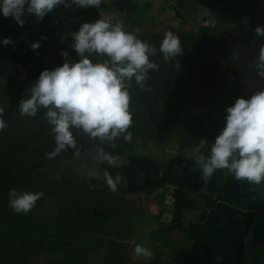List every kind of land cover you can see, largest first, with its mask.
I'll use <instances>...</instances> for the list:
<instances>
[{"label": "crops", "instance_id": "0c3cea01", "mask_svg": "<svg viewBox=\"0 0 264 264\" xmlns=\"http://www.w3.org/2000/svg\"><path fill=\"white\" fill-rule=\"evenodd\" d=\"M140 4L183 34L219 25L235 43L226 62L244 74L249 87L264 88V73L254 66L264 44L255 35L264 26V0H103L99 8L60 5L40 22L26 13L23 27L0 13V84L35 83L43 70L58 67L64 25L82 18L125 19ZM8 37L12 43L4 45ZM33 42L40 43L35 51ZM197 155H129L119 168L126 170L124 191H110L113 203L46 183L16 189L44 195L27 214L0 198V264H113L118 257L120 264H264V183L236 181L227 170L205 182ZM47 164L39 173L56 182L77 171L66 162L71 170L57 177L59 171H47L53 163ZM137 244L151 249L152 257L136 256Z\"/></svg>", "mask_w": 264, "mask_h": 264}, {"label": "clouds", "instance_id": "9594fccd", "mask_svg": "<svg viewBox=\"0 0 264 264\" xmlns=\"http://www.w3.org/2000/svg\"><path fill=\"white\" fill-rule=\"evenodd\" d=\"M103 0H0V13L5 18L13 17L23 27L25 14H31L40 22L60 5L70 8H99ZM70 45L80 57L78 62L67 59L55 69L43 70L37 81L31 85L30 96L19 102L21 116L34 117L38 110L45 109V119L51 125L55 148L47 154L49 158L69 148L76 149L77 141L73 130H79L91 139L108 142L115 147V141L123 138L130 142L133 123L130 110L132 82L142 90L150 91L147 81L150 71H158L159 65L150 57L157 54V48L134 33L125 30L123 21L113 23L108 19L83 23L77 32L71 34ZM255 35L264 38V26L255 28ZM12 43L10 37L4 45ZM40 47L39 42L31 44L32 50ZM179 36L168 31L160 43L159 53L165 62L175 60L183 54ZM62 55L67 58L68 53ZM99 59L93 61L90 57ZM255 70L264 73V44H261L254 61ZM225 126L215 137L210 153H201L208 141L200 139L195 151V163L202 178L207 182L217 170H227L236 181L249 185L264 183V88L255 91L250 98L239 97L226 108ZM4 109L0 107V132L6 129ZM99 159L114 164L113 156L103 151ZM102 177L109 189L115 192L125 178L119 173L113 176L103 171ZM254 188V187H253ZM255 189V188H254ZM42 192L8 193L9 206L16 213H29ZM134 254L151 258V249L137 244Z\"/></svg>", "mask_w": 264, "mask_h": 264}, {"label": "rangeland", "instance_id": "374dc122", "mask_svg": "<svg viewBox=\"0 0 264 264\" xmlns=\"http://www.w3.org/2000/svg\"><path fill=\"white\" fill-rule=\"evenodd\" d=\"M148 10L147 5L140 4L134 8V11L127 18L116 19L113 23L118 20L123 21L126 31L134 32L139 36L148 32L163 35L168 26L159 23L153 15L149 14ZM86 22L91 23V19H76V21L64 25L60 49L61 53L67 52L68 57L65 58L62 55L58 66H62L66 59L71 62H78L80 59L70 46L73 42L71 34L77 32L79 27ZM213 28L215 29L212 30L210 39L206 40L209 42V47L204 45V34L197 43L198 48L207 49V55L211 57V61L213 60L211 64H208L211 73L207 76V79H210V76L216 73L220 78L217 89H185L182 86L178 89H153L149 86L150 91H142L141 89H134L131 85L129 91L132 96L130 110L133 114V123L129 131L132 133V139L130 142H126L122 137L118 138L115 141L116 146L114 148L125 147L127 151L123 155L108 152L113 156L114 164L109 165L105 161L104 166L119 169L129 155L147 153L153 150L162 151L171 157H179V155H183L184 151L195 150L200 139L208 141L207 145L201 149V153L207 157L215 137L225 126L226 108L233 105L237 98H250L255 91L262 89L249 87L250 84L244 79V74L235 66L226 62V57L235 44L234 40L219 25H215ZM90 58L93 61L99 59L96 56ZM230 76L233 82L223 81V79L226 80L223 77ZM30 83L25 86H18V89L21 90L20 93L17 92L20 97L21 95L24 98L30 96V88L34 84ZM141 105L144 108H139ZM42 110L41 115L31 119L16 116L7 119L3 116L7 127L0 132V153L3 152V149H9L12 143L16 144L17 148H21L23 153H28L30 150L33 153L46 150V153H41L43 155H40V158H44L47 162L62 158L58 163H53L54 166H48V172L59 171V174L56 175L58 177L61 175L60 173L64 172V169L71 170L64 165L66 162L74 163L77 168V171L75 172L74 169V172L83 174L84 179L91 181L88 173L81 169L82 164L79 157L95 146L102 148L101 145L104 144L109 151H113V147H110L108 142L101 143L99 140L89 138L79 130H73L77 141L76 149L69 148L55 158H49L47 154L54 150L55 141L51 125L45 119L44 111L46 110ZM6 134L16 137L14 142H9L10 145L4 141ZM74 151L75 153L72 155L71 153ZM33 155L30 154L29 156L27 154L25 156L32 158ZM65 156L66 159H64ZM32 161L37 163L35 160ZM15 169L24 171V166L23 164L8 165L6 159L0 157V178L3 176L5 178L11 177ZM106 187L109 189L107 185L103 188ZM118 191L120 190L118 189L117 193Z\"/></svg>", "mask_w": 264, "mask_h": 264}, {"label": "trees", "instance_id": "16d2710c", "mask_svg": "<svg viewBox=\"0 0 264 264\" xmlns=\"http://www.w3.org/2000/svg\"><path fill=\"white\" fill-rule=\"evenodd\" d=\"M215 29L213 26L210 27H202L197 32L192 34H183L177 31L174 28H167L165 31H172L179 36L181 41V46L184 49L183 54L180 57H177L179 63V69L176 68V61H168L165 62L163 59V55L159 53L160 43L164 38V35H155L150 32L145 33L143 35H137L138 38L147 41L149 44L155 46L157 48V54L155 56L150 57V59L159 65L158 71H150L149 78L147 81V87L153 89H178L182 86L185 89H217V84L220 82V78L216 73H213L210 76V79H207V76L210 75L211 71L208 68V64H211V57L207 55V49L202 47L198 48L197 41L200 40L202 35L205 36V47H209V42L206 40L210 39L212 35V30ZM224 33V32H223ZM225 34V33H224ZM211 45V44H210ZM209 78V77H208ZM223 81L233 82L231 76L223 77ZM30 83V82H29ZM27 81H12L9 84H0V107L4 109V114L7 119L11 117H24V118H33L30 116H21L19 113V102L22 99L28 98L18 95L17 92L20 93V89L18 86H25L29 84ZM31 84V83H30ZM132 86L134 89H140L135 82H132ZM19 90V91H18ZM139 108H144L143 105ZM42 109L38 110L37 114L34 117L42 114ZM45 113V111H44ZM45 115V114H44ZM10 130V129H9ZM16 140L15 136L7 135L4 138L5 143L14 142ZM27 140V139H26ZM11 143H9L10 145ZM104 152H113L115 155H123L126 153L127 149L122 147L120 149L113 148V151H109L104 144L101 145ZM89 147V146H88ZM47 151H39L33 153L30 150L28 153H23L21 148H17V145L12 143L10 148L3 149V152L0 153V157L5 158L8 162V165L15 166L16 164H20L24 166V171L16 170L11 174V177H7L4 179V183H0V198H6L9 200L8 193L11 189H20L23 190L26 187H32L34 184L37 187L42 185H48L53 189L58 190H71L76 191L79 190L86 195L96 197L97 199L102 200L103 202H109L111 200L110 189L107 187L104 189L107 184L106 182L101 181H88L84 179L82 176H78L75 174H69L64 177L61 182H56L54 180H49L44 174L39 173L40 168L47 163H55L62 160V158H57L55 160H50L47 162L44 158H40ZM23 153V154H22ZM41 153H43L41 155ZM74 152L71 154L73 155ZM34 154L33 157L25 156V155ZM68 154V153H67ZM41 155V156H40ZM38 156V157H37ZM68 156V155H67ZM38 160H37V158ZM69 157V156H68ZM66 159V156L64 157ZM35 160L37 163H34ZM104 171L110 172L113 176L116 174H120L124 178H126V170L125 168L115 169L111 167L104 166ZM94 185L95 188L92 190L90 186ZM124 182L118 185V189L120 191H124ZM119 257L117 261L113 264H120ZM124 264H129L124 263Z\"/></svg>", "mask_w": 264, "mask_h": 264}, {"label": "water", "instance_id": "95a60500", "mask_svg": "<svg viewBox=\"0 0 264 264\" xmlns=\"http://www.w3.org/2000/svg\"><path fill=\"white\" fill-rule=\"evenodd\" d=\"M101 151H103V149L100 146H95L92 149L85 151L84 154L79 157L82 168L88 173L89 177L91 178H102L103 166L105 161L102 162L99 159V154Z\"/></svg>", "mask_w": 264, "mask_h": 264}]
</instances>
